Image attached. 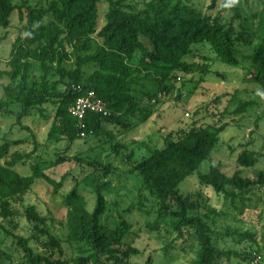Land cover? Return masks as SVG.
<instances>
[{
	"label": "trees",
	"instance_id": "obj_1",
	"mask_svg": "<svg viewBox=\"0 0 264 264\" xmlns=\"http://www.w3.org/2000/svg\"><path fill=\"white\" fill-rule=\"evenodd\" d=\"M20 1L18 5L14 0H0V27L10 26L15 10L20 21L26 18L28 26L27 33L11 43L7 71L0 73V78L6 76L17 82L13 91L11 82L0 85V115H13L14 126L31 135L13 139L9 133L1 136L0 132V233L13 239L26 264H139L132 262L142 255L138 248L129 245L122 250L131 236L132 223L118 212L113 229L104 225L107 202L102 178L110 173L111 163L86 160L80 154L68 157V146L80 139L81 133L84 137H98L110 126L120 127L121 134H126L131 128L129 117L144 112L136 89L144 80L155 87L144 96L158 102L160 94L174 90L177 72L211 75L212 61L202 55L204 48L215 56L217 64L243 72L252 69L254 81L264 92V7L245 17L235 0H211L204 10L187 0H150L139 10L124 5L122 0H32L34 7L26 5V0ZM102 2L107 4V11L100 26ZM190 59H202L204 64ZM32 63L38 64L41 74L30 82ZM69 64L71 68L67 67ZM90 67L92 71L86 76L85 68ZM50 76L56 79L53 81ZM90 91L109 115L88 113L80 124L70 114V108ZM230 97L227 103L236 104L233 114L242 115L254 105L253 101L237 99L235 93ZM44 105L53 109L46 144L68 143L50 160L42 156L35 135L21 125L23 118L35 111L44 117ZM201 111L196 109L189 122L179 121V127L164 138L165 145L133 163L131 170L139 177L141 189L155 198L157 215H168L177 221L170 226L173 239L163 251L179 240L183 251L190 254L182 264H229L232 251L216 245L211 223L201 215L192 194L178 191L179 185L209 159L219 135L228 126H218L219 121L207 114L200 117ZM27 144L32 146L30 150L25 147ZM119 147L110 149L118 151ZM256 156L253 151L243 150L236 167H254ZM17 167H27L28 171L20 172ZM63 168L66 170L60 174ZM87 175L97 179L91 210L80 191ZM37 181L51 188L65 209V242L74 253L70 260L36 252L30 245L31 237L18 236L3 225L15 215V204L31 192ZM198 182L201 189H211L217 196L234 201L251 187L263 185L264 178L263 171L257 173L256 180L243 178L240 169L228 176L218 162L210 164L207 173L198 175ZM24 217L38 233L49 234L45 229L48 217L35 206H28ZM160 222L157 217L146 228L157 231ZM249 237L255 242L251 234L242 236ZM261 237L264 247V228ZM191 238L195 245L188 243ZM51 244L54 248L60 246L53 238ZM175 257L166 264H172ZM0 258L10 262L1 247ZM142 264H153L151 256Z\"/></svg>",
	"mask_w": 264,
	"mask_h": 264
},
{
	"label": "rangeland",
	"instance_id": "obj_2",
	"mask_svg": "<svg viewBox=\"0 0 264 264\" xmlns=\"http://www.w3.org/2000/svg\"><path fill=\"white\" fill-rule=\"evenodd\" d=\"M26 1V5L35 6L34 1ZM148 1L150 0H122V3L134 10H139ZM210 1L187 0L188 3L202 10ZM221 1L219 0L218 3ZM235 2L245 17L264 7V0H235ZM14 3L19 5L22 1L14 0ZM106 11L107 4L100 3V26L105 22ZM27 28L26 18L20 21L17 10L11 16L10 26L0 27V73L7 71L6 60L11 43L18 36H24ZM96 44L97 41L94 40V45ZM202 53L212 61L209 63L211 75L177 72L174 90L169 94H160L158 102L144 96L155 89L152 82L144 80L140 86L136 87L144 105L142 106L144 112L129 117L131 128L126 134H121L123 133L122 128L110 126L98 137L94 135L80 137L68 146V151L65 153L68 157L80 154L86 160L96 159L103 163H111L110 173L102 178V182L105 183L102 192L107 202L104 225L109 230L113 229L118 222V212L132 223L131 236L122 250L132 245L142 252V255L134 257L137 259L133 260V263L142 264L148 256H151L153 264H166V261L175 255L172 264H182L190 257L187 251H183L179 240L175 246L162 250L164 245L173 239L170 226L175 225L177 221L168 215H157L155 198L141 189L140 179L131 168L133 163L142 157L161 149L166 143L164 138L167 133L179 127V121L189 122L194 111L199 109L202 110L200 117L207 114L219 121L218 126L223 123L228 126L219 135L218 143L209 159L179 185L178 191L181 194H192V198L199 205L201 215L207 217L208 222L211 223V229L217 236L216 245L220 249L232 251L229 264H250L254 253L260 257L257 264H264V247L261 237L264 228V184L251 187L243 197L231 201L217 196L211 189H201L198 182V175L207 173L210 164L218 162L222 165V171L228 176L240 169L243 178L256 180L257 173L260 171H263L264 178V92L254 81L252 69L243 72L221 63L217 64L214 61L215 56L207 48H204ZM189 61L199 65L204 64L202 59H190ZM38 67V64H33L30 82L41 74ZM67 67L71 68L72 65L69 64ZM91 71V67L85 68L86 76ZM49 78L53 81L56 79L54 76ZM200 79L203 81L201 82ZM8 82L11 80L6 76L0 78V85ZM16 83L11 82V91L15 89ZM232 93H235L237 99L242 101H253L254 105L242 115L233 114L232 111L236 104L227 103ZM179 94H181L180 97ZM224 94L227 96L219 100L218 96ZM43 109L44 117L35 111L23 118L21 125L28 127L35 135L41 145L39 150L42 156L50 160L54 158L53 155L56 152L65 150L68 143L62 141L57 144H46V135L53 119V109L49 105H44ZM14 121L13 115H0L1 136L9 133L10 138L13 139L30 137L29 132L15 127ZM117 145L120 146L118 151L110 149ZM25 147L27 150L32 148L29 144ZM245 149L257 155L256 163L252 168L236 167V159ZM17 169L24 173L28 171L27 167H17ZM65 170L63 168L59 173ZM96 182V177L92 175H87L81 182L80 191L88 199L89 210L92 209L93 187ZM28 206H35L40 213L48 217L45 229L49 234L38 233L28 224L24 217V211ZM171 208L174 210L175 206L171 205ZM128 209L131 211L126 214L125 211ZM14 211L15 215L3 222L7 229L18 236L31 237L30 245L38 253L46 255L53 253L55 258L70 260L74 253L65 242V209L61 205L60 198L52 195L51 188L37 181L31 192L21 197L20 201L15 204ZM157 217L161 220L159 230L148 231L146 225L153 223ZM245 234L255 236V242H252L250 237L243 239L242 236ZM52 238L58 241L59 248L52 246ZM188 243L194 244L195 239L191 238ZM0 247L10 257V262L0 258L1 264H26L22 253L15 247L10 236L6 237L0 233ZM186 247L189 248V245L187 244Z\"/></svg>",
	"mask_w": 264,
	"mask_h": 264
},
{
	"label": "built area",
	"instance_id": "obj_3",
	"mask_svg": "<svg viewBox=\"0 0 264 264\" xmlns=\"http://www.w3.org/2000/svg\"><path fill=\"white\" fill-rule=\"evenodd\" d=\"M88 113L100 114L102 116L109 115L105 105L96 98L92 91L80 96L70 108V114L75 117L80 124ZM80 137H84V133H81ZM259 260L260 257L254 253L251 257L250 264H257Z\"/></svg>",
	"mask_w": 264,
	"mask_h": 264
}]
</instances>
